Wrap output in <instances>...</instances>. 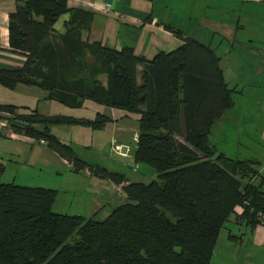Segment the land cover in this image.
Segmentation results:
<instances>
[{"label": "trees", "instance_id": "16d2710c", "mask_svg": "<svg viewBox=\"0 0 264 264\" xmlns=\"http://www.w3.org/2000/svg\"><path fill=\"white\" fill-rule=\"evenodd\" d=\"M63 14L68 18L59 34L54 25ZM92 18L68 8L67 0H16L9 50L25 61L0 68V86H37L47 92L44 99L70 108L89 100L138 114L133 159L157 179L128 183L124 174L90 165L52 133L57 125L100 130L112 121L103 114L93 120L46 116L0 104L12 114L14 132L44 140L73 172L123 184L126 195L103 220L59 213L53 211L56 189L4 183L0 162V264H212L220 230L236 207L249 226L261 224L258 213H264L260 161L228 158L210 139L215 122L234 105L220 58L191 38L150 60L131 46L88 42L82 35Z\"/></svg>", "mask_w": 264, "mask_h": 264}, {"label": "crops", "instance_id": "0c3cea01", "mask_svg": "<svg viewBox=\"0 0 264 264\" xmlns=\"http://www.w3.org/2000/svg\"><path fill=\"white\" fill-rule=\"evenodd\" d=\"M106 4H109V11L104 9ZM15 7L16 0H0V68L17 69L25 61L23 54L9 50L8 17ZM67 7L92 13L90 28L82 35L88 42H100L114 49L131 46L135 54L150 60L160 51L169 52L178 48L183 44L184 38H191L209 46L215 53L221 51L224 56L226 55L224 52H229V48L246 53V58L250 59L248 71L242 72L235 68L233 72L230 69L225 72L220 64L226 83V74L232 81L234 79L240 81L236 78L238 75L243 77L248 75L254 80L261 79L264 83V0H67ZM67 18L68 14H63L57 20L54 25L56 33L61 34L65 31L64 22ZM241 62L235 56L231 59L232 65H239ZM224 65L228 66V63ZM141 69L140 66L139 70ZM99 79L105 84V75H101ZM46 95L47 92L37 86L18 84L13 90L0 86V104L26 106L46 116L64 114L73 118L93 120L96 113H100L112 120L106 123L104 128L121 124V121L127 118L137 120L139 117L138 114L99 105L89 100L81 108L69 107L72 112L65 113L63 107L67 106L57 101L44 99ZM254 96L258 101V94ZM40 100L44 101L43 106ZM253 101L250 99L252 105L240 111V123L245 121L249 130L259 131L260 140L264 143V106L262 109L259 106L255 107ZM234 107L235 105L231 107V110ZM83 108L90 110V113H76ZM16 112L27 111L18 108ZM77 127L83 129L82 133L86 135H92L101 130H92L78 125ZM135 130L134 136H137L138 128ZM54 134L68 143L76 152L70 140ZM0 135L5 137V139L0 137V158L23 157L26 158L25 162L47 167L54 164L56 167L52 166L54 167L52 172L55 174L72 175L64 176L60 184L61 187L70 188L71 192L73 191L75 195L73 198L77 200L76 205L79 211L72 209L69 212L64 211V207L62 212L96 217L101 211L107 214L103 216H108L111 208L119 203V198L126 199L122 190L123 184H115L109 179H102L90 172L71 171L70 163L48 148L46 144L16 132L12 135L0 132ZM118 144L121 148L125 147V151L121 152L120 156L126 157L132 151L133 157L136 140L133 146L124 141H119ZM259 145L264 149V144ZM81 159L89 163L85 157ZM244 159H256L260 161L259 168L264 169V150L259 155ZM127 182L130 181L127 179ZM58 188L60 187L56 190ZM106 206L107 209H105ZM241 212L242 208L236 207L234 215H231L225 224L229 227L224 225L220 230L211 257L212 264H264V225L259 223L254 226L247 225L244 219H240Z\"/></svg>", "mask_w": 264, "mask_h": 264}, {"label": "rangeland", "instance_id": "374dc122", "mask_svg": "<svg viewBox=\"0 0 264 264\" xmlns=\"http://www.w3.org/2000/svg\"><path fill=\"white\" fill-rule=\"evenodd\" d=\"M218 56H221L222 68L224 71L228 72L230 69L232 72L235 68L240 71L249 70L250 59L246 58L245 52H237L236 50H231L229 48V52H224L226 55L224 56L221 51H216ZM237 58L238 61L241 62L243 58V62L239 65H232L231 59L232 57ZM244 56V57H243ZM228 63V66L224 64ZM234 67V68H233ZM226 80L228 87H230L232 91V97L234 99V109H228L227 113L224 114L220 119H218L211 131L210 139L217 145L218 151L224 153L228 158L231 159H244L247 157H253L254 155H259L262 153L264 149L259 144L260 140V132L256 130H249V127L245 124V121L242 123L240 120V111L246 110L249 108L252 103L250 102L256 100L254 95L258 94V101H253V105L255 107L259 106L261 109L264 106V83L261 79H253L248 75H238L237 79L231 80L230 76L226 74ZM244 78V79H243ZM253 79V82H251ZM43 100H40L43 106ZM53 104V103H51ZM65 113L72 112V109L69 107H63ZM76 111V110H74ZM88 114L90 110L81 109L76 111V113ZM64 115V114H63ZM245 120V117L243 118ZM261 123V121H260ZM107 127H103L100 131L92 133V135L83 134V129H79V127L70 125H57V127H53V133H56L58 136L63 137L65 140H70L74 149L76 150V154L88 159L90 165L97 164L98 166L112 169V172H118L124 174L126 179L131 182H142L148 183L154 179H157V173L146 164H136L132 157V151H130L129 155L126 157H122L121 152L114 149V145H119V141H124L126 144H130L131 146L135 143V132L138 128L137 120L134 118H127L126 120H122L121 124L112 125ZM79 133H78V132ZM1 138L5 139V137L1 136ZM26 144V143H24ZM37 145L38 143H33ZM27 146V144H26ZM1 157V156H0ZM26 158L19 157H8L0 158L3 166L5 167L3 174L1 175V181L4 183H16L20 185L27 186H41L46 188L57 189L56 200L53 205V211L59 213H67L64 211H79V208L76 205V198H73V191L71 192L70 188L61 187V182L64 179V176H72L68 173L64 176L57 175L54 172V164L50 167L42 166L40 164H34L30 162H25ZM54 166V167H52ZM259 171L264 174L263 168H258ZM85 171V170H84ZM119 204L124 203L126 201L125 198H119ZM70 208V210H69ZM108 207L106 206L105 209ZM72 209V210H71ZM113 208H111L112 210ZM110 210V211H111ZM71 213V212H70ZM67 213V214H70ZM74 215V214H71ZM104 212H99L94 219L103 220L107 216ZM234 215V213L232 214ZM227 228L229 225H225Z\"/></svg>", "mask_w": 264, "mask_h": 264}, {"label": "built area", "instance_id": "2783aa9c", "mask_svg": "<svg viewBox=\"0 0 264 264\" xmlns=\"http://www.w3.org/2000/svg\"><path fill=\"white\" fill-rule=\"evenodd\" d=\"M106 11H109V4H106L105 8ZM11 113L6 112V111H1L0 110V132H3L5 134H13V130L9 125V117H11ZM135 140H137V136H135ZM42 144H46L44 140H40L39 141ZM114 149H116L117 151L121 152V147L119 145H114ZM85 172H89L88 170H85ZM241 215V213H240ZM258 218L259 221L262 225H264V213L260 212L258 213ZM241 219V218H240Z\"/></svg>", "mask_w": 264, "mask_h": 264}, {"label": "water", "instance_id": "95a60500", "mask_svg": "<svg viewBox=\"0 0 264 264\" xmlns=\"http://www.w3.org/2000/svg\"><path fill=\"white\" fill-rule=\"evenodd\" d=\"M124 149H125V147L123 146V148L121 149V152H124L125 151Z\"/></svg>", "mask_w": 264, "mask_h": 264}]
</instances>
